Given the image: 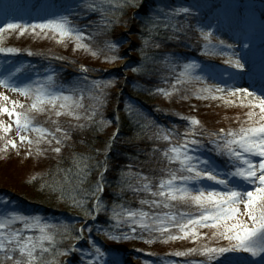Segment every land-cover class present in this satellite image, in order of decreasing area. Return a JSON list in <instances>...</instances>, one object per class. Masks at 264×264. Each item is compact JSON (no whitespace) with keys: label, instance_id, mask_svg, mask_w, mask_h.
Wrapping results in <instances>:
<instances>
[{"label":"snow or ice","instance_id":"1","mask_svg":"<svg viewBox=\"0 0 264 264\" xmlns=\"http://www.w3.org/2000/svg\"><path fill=\"white\" fill-rule=\"evenodd\" d=\"M128 7H142V0H79L38 21L6 22L0 26V54L6 57L0 70V89L5 90L0 91V115L6 114L11 120L7 123L0 120V141H3L0 151L18 148L17 140L9 135L13 127L19 143L29 146L28 156L33 155V148L38 156L60 155L65 149H74L76 132L101 131L112 123L104 118L103 109L111 95L109 89L116 82L115 78L89 79V68L81 65L83 75L65 83L51 66V60L47 67L41 68L30 62L7 59L8 55L24 51L28 56L44 53L5 46L6 37L16 33L18 37L27 34L33 38L54 39L65 47L72 43L74 51L83 50L93 57L105 53V60L114 62L121 59L122 40L106 38L102 47H93V44L98 36L107 37L122 22ZM181 13L189 14L190 9L177 8L164 13L158 8L146 15L141 21L142 62L131 71H146L149 61L161 63L169 69L172 78L170 86L157 87L155 93L169 100L178 96L181 100H223L230 105H237L230 98L239 97L237 106L248 109L244 119L235 118L237 127L210 129L197 116L176 113L183 122V130L180 124L166 126L154 120L141 124V133L154 142L152 151L147 160L140 161L137 156L136 164L121 169L116 192L118 198L126 192L140 197V206L131 207L130 201L113 202L109 216L113 223L109 228L94 229L88 220L94 221L99 213L109 210L103 193L112 142L109 141L103 159L99 160L96 158L100 155L99 149L72 151L71 166L62 168L58 163L54 171L49 170L48 178L40 187L79 209L85 223L76 229L68 221L27 213L5 197L0 201V264H63L60 257L77 251L91 257L85 264H106L108 253L91 236L94 230L113 241L141 239L152 244L158 240L163 243L190 240L196 246L171 254L202 258L187 260L186 264H264V88L257 91L239 86L245 62L233 51V45L214 40L211 27L197 28L203 41L201 55H227L223 63L228 67L223 70L217 71L215 66L197 59L179 62L176 57L165 55L163 60L156 61L154 56H149L145 49L161 48L156 37L161 36L162 30L172 33L164 37L165 41L180 39L177 33L185 31L184 25L172 21ZM92 15L98 19H91ZM84 19L87 23L80 22ZM164 84L169 85L167 78ZM7 92L23 97L28 101L27 107L24 102L11 99ZM126 107L133 112L130 105ZM41 116L45 119L40 120ZM61 117L66 119L62 121ZM116 122L119 123L118 116ZM141 165H152L148 174L139 170ZM134 167L138 170L133 171ZM95 170H99L97 179L89 184ZM121 226H127L129 231H119ZM85 231L89 233L86 238ZM84 239L90 251L79 248L76 243L63 246L65 241ZM220 241L227 243L221 245ZM248 257H259V260ZM110 264L121 262L113 260Z\"/></svg>","mask_w":264,"mask_h":264},{"label":"rangeland","instance_id":"2","mask_svg":"<svg viewBox=\"0 0 264 264\" xmlns=\"http://www.w3.org/2000/svg\"><path fill=\"white\" fill-rule=\"evenodd\" d=\"M78 2L79 0H0V26L6 22L31 23L38 21L41 17H45L49 13L57 12L62 8L75 5ZM207 6H215L214 12L210 15L212 21L198 20L196 23H194L193 32H186V30L181 32L180 35H182V33L184 34L183 43L181 44L182 49L178 48L168 51L159 49L157 51V48L150 47L145 49V51H147L149 56H154L156 61H161L164 59L165 55H168L176 57L179 62H184L187 59H197L208 64L210 67L215 66V70L217 71L223 70L224 68L228 67L223 63V61L228 58L227 55H217L214 57L201 55L203 41L199 36L197 28L203 27L205 30H207L209 27H211L214 32V40H223L225 41V44L233 45V51L238 53L240 58L245 62V69L243 70L242 78L238 82L239 86L250 87V90L257 91L261 88H264V57H261V53L264 52V0H192L186 6L180 0H178V2L173 6H171L168 1L165 4L164 0H150L148 10L145 11L146 13L141 12L138 13V15L135 13L136 15H134V18L136 21H142L146 15L151 14L158 8L163 9L164 13H168L171 10L177 8H188L190 9L189 14L181 13L172 21V23H179L184 25V28H187V22L184 20V17L188 18L189 16L199 15L207 8ZM1 9L3 11H1ZM224 18H226L227 23ZM91 19L96 20L98 17L96 15H92ZM127 20V18L122 16L121 28L125 33H129L130 30L135 28V24L131 23V21L128 22ZM230 20L238 21L231 23ZM80 22L87 23V20L84 19ZM140 30L141 34L138 33V38H140L141 44L138 46L136 45L140 54L138 64L142 62V56L140 52V47H142V24L140 26ZM247 32L248 35L244 36ZM127 35L129 38L132 36L131 33ZM104 39L105 38L103 36H98L95 43L93 44V47H102V42ZM156 40L160 42L158 39ZM4 44L5 46L30 49L33 52L44 53L43 56H28L27 52L24 51L16 54L15 56L8 55L7 59L13 60L15 62H30L41 68L47 67L49 65V60H51V66L59 72L60 79L65 83L83 75V73L80 71L81 65H86L89 68V72L87 74L89 79L106 80L115 78L116 82L114 86L109 89L111 95L106 106H108L109 103H112V98L115 93L118 100L116 99L114 104H117L120 99L122 100L123 114L128 116L131 120L138 121L142 124L146 123L148 120H151L148 116L150 114L142 111V109L139 108V104L136 99L129 97L126 91H124L126 79L130 75L126 65L131 63L130 61L133 58V53L128 49L127 43H122V47L120 48L121 59H118L114 62L105 60V53L93 57L83 50L74 51V46L72 43H68L67 47H65L64 44H58L54 39L33 38L27 34L18 37L16 33H12L10 37H6ZM245 44L248 45L247 48L244 47ZM225 51L227 52L228 50L225 49ZM191 53L199 54L200 57L187 58L186 56ZM56 56L63 57L64 59H52ZM5 59V55L0 54V70L3 69V62ZM146 69V71L141 73L133 72L135 77L138 76L137 81L133 83L134 89L143 93L154 88L156 84L158 87L170 86L172 75L169 69L163 64L149 61L146 62ZM109 70H117L118 75H109ZM178 70L179 69H177V71ZM229 70L235 71V69ZM64 74L67 75V78L64 77ZM165 78L169 80V85L164 84ZM0 91L5 90L0 89ZM6 94L13 100L24 102L25 106L27 107L28 101H25L23 97L12 92H7ZM165 99L168 104L166 105V109L164 111L175 118L177 121L175 124H180L181 130H183V122L179 120L177 115H175L176 113L184 116H197L206 127L210 129H219L221 127L227 128L229 126L237 127L238 125L234 122L235 118L240 117V119L243 120L244 113L248 111L247 108L237 106L239 103V97L230 98L236 100L237 105L226 104L223 100H197L195 98L181 100L178 96L173 97L171 100L167 98ZM128 105H130L133 109L132 113H130L126 107ZM105 107L103 109L104 118L112 120V123L103 130H108L107 132L110 134L114 132V129H112L114 120L110 117L108 118L109 111L108 109H105ZM115 115H117V113ZM39 119L44 120L45 117L41 116ZM65 119V117H61L62 121ZM97 119H99V117H97ZM0 120L5 121L6 123L11 122L10 118L6 114L0 115ZM9 135L11 138L17 140L18 148L9 147L6 151H0V201H2L5 197L10 198L16 202L17 206L21 210L27 213H38L47 216L49 219H54L55 221H68L72 223L77 229V225L81 224L82 222L80 221V223L79 220H76L72 216L73 214H68V216H65L61 213L51 214L47 211L37 212L31 207L30 204L18 200L16 195L17 190L15 189L16 185H18L20 182L28 184L31 178L33 176H37V174L40 175L37 176L35 181L39 182L42 177H45L44 174L47 172V170L50 168H54V170L56 169L60 155L47 153L45 155L38 156L35 154V150L33 148V155L28 156L27 151L29 146L27 144L19 143L14 127ZM2 147L3 141H0V148ZM67 160H69L68 164H70V157H68ZM105 175L107 176V174ZM106 180L107 184H109L108 177H106ZM1 182L9 186H5ZM94 182L95 180L92 179L91 175L89 184ZM85 187H88V185L86 184ZM12 195L15 196L16 199ZM91 203L92 202L89 201V205H91ZM105 203L107 204L109 210L101 212V215H104L103 218L107 220V226L104 228H109L113 223V221L109 219L112 203H110V201H105ZM77 211L80 212L79 209H77ZM96 227L103 229V226L101 225H97ZM126 228L127 226H121L119 231H124ZM127 231H129L128 228ZM201 231L209 232V234L211 232L210 229H201ZM84 234L87 236L89 235L87 231H85ZM92 237L108 253V256L105 258L106 264H110V262L113 260H118L121 262V264H145V261H149L150 264H168L170 261H175L176 264H186V261L190 259H202L199 256L177 257L171 255L177 250L182 251L189 247L196 246L190 240H175L169 241L168 243H163L158 240L152 244H148L143 248L136 247V249L132 250L135 253L136 259H131L127 256L126 250L122 248V246L110 247L109 245H105V243L96 239L95 235ZM142 241L145 242L144 240ZM71 242V240L65 241L63 246L67 247L71 244ZM81 242L86 243L81 246L77 245L79 248L85 251L91 250L86 239L81 240ZM203 242L204 241H200L199 243ZM219 243L224 245L227 242L220 241ZM73 253L76 254V258L73 260L72 258L74 256L70 255V260H65L64 264H85L87 260L91 259L90 256L84 255V252L82 251ZM61 258L62 257L59 259L61 260ZM248 258L256 261L259 260V257Z\"/></svg>","mask_w":264,"mask_h":264},{"label":"trees","instance_id":"3","mask_svg":"<svg viewBox=\"0 0 264 264\" xmlns=\"http://www.w3.org/2000/svg\"><path fill=\"white\" fill-rule=\"evenodd\" d=\"M168 3L173 6L178 2V0H164L165 4ZM186 6L192 0H180ZM150 5V0H143L142 7H129L124 12L123 17L127 18L128 22L135 24V28L130 30L129 33L132 34L131 38L128 37L127 34L123 32L121 28V23L116 25L112 31L108 34L107 37L103 36L105 39H113L118 40L122 39V41L127 45L128 49L132 51L133 58L131 59V63L127 64V69L130 72V75L126 79V86L124 91H126L127 95L131 98H135L138 102V106L142 111L146 112L151 120L156 121L159 124H166L170 126L172 124L177 123L173 116H170L164 110L166 109V105L168 102L164 98L162 94L155 93V88H157V84L154 88L147 92L141 93V91L134 89L133 83L137 81V77H135L134 73L131 72V68L137 66L140 54L137 50V46L141 44L140 38H138V33L141 34L140 26L141 21H136L134 15H136L133 11L138 10L136 13L145 12L148 10ZM146 13V12H145ZM132 15V18H131ZM205 12L203 11L199 15L189 16L188 18L184 17V20L187 22V28H185L186 32L194 30L193 26L194 23L198 20L203 18ZM123 26V24H122ZM171 30H162L161 36L156 37L162 46L159 48L160 50H173L181 48V44L183 43V33L177 35L180 37L178 40H164L165 36L171 35ZM137 45V46H136ZM141 48V47H140ZM157 49V51L159 50ZM182 49V48H181ZM68 73V72H67ZM118 75L117 70H109V75ZM64 77L67 78V75L64 74ZM135 79V80H134ZM116 99V94L112 98V103H109L105 109H108L109 115L108 118H112L113 133H116L115 138H113V133H108V130H101L96 131L92 130H85V131H78L73 135V142L75 143L74 149H65L62 154H60V158L58 159V163L62 168H67L71 166L69 163L68 157H70V153L72 151L76 152H94V149L100 150V155L96 158L103 159L105 149L107 148L109 141L112 142L111 151L108 154V162H109V170L107 171L108 183L105 186V190L103 193V198L105 201H110V203L116 202L120 203L122 201H130L131 207H139V198L134 196L131 192H126L122 198H118L116 196V192L118 191L117 187V177L119 172L125 165L128 164H136V157H139L140 161H145L149 158V155L153 148V141L147 139L143 133H141L140 125L138 121L131 120L128 116L122 113V100L120 99L117 104H114ZM108 104V103H107ZM108 107V108H107ZM117 113V115H115ZM157 113V114H156ZM119 117V123L116 122V117ZM80 140H84V143L81 144ZM54 167V166H53ZM152 167V165H141L139 170L144 171L148 174V169ZM49 170H53L54 168H50ZM47 172L44 174L45 177H42L39 182L30 180L27 183H19L16 185L15 189L17 190V198L20 201H24L31 205L37 212L47 211L49 213L54 214H64L68 216V214H73L72 216L80 221H83V215L81 212H78L76 208L70 207L66 201H62L58 199L57 194L51 193L48 189H41L40 185L46 180ZM126 170V169H125ZM138 170L137 168H133V171ZM99 170H95L92 172V179L96 181L97 172ZM110 181V182H109ZM2 183V182H1ZM3 184V183H2ZM5 186H9L7 184H3ZM141 197L144 194H140ZM13 196V195H12ZM15 199L16 197L13 196ZM126 206H128L126 204ZM146 210H148V206H144ZM71 216V215H69ZM104 216V215H103ZM101 213L98 214L96 219L94 229L97 225H101L104 227L107 226V223ZM127 231V228L124 230ZM95 235L96 239L100 240L101 242L105 243V245H109L110 247L115 246H122L126 250V254L131 259H136L135 253L132 251L136 249V247H145L148 243L143 242L141 239H130V240H121V241H113L107 239L102 233L98 234L95 230L92 233V236Z\"/></svg>","mask_w":264,"mask_h":264}]
</instances>
